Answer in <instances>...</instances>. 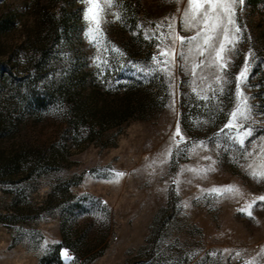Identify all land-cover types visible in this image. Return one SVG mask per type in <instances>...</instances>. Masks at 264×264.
<instances>
[{"label":"rangeland","instance_id":"374dc122","mask_svg":"<svg viewBox=\"0 0 264 264\" xmlns=\"http://www.w3.org/2000/svg\"><path fill=\"white\" fill-rule=\"evenodd\" d=\"M99 3L96 24L86 0H0V264H264V201L241 211L264 195V0L235 5L224 69L174 38L187 0Z\"/></svg>","mask_w":264,"mask_h":264},{"label":"snow or ice","instance_id":"6c2138e0","mask_svg":"<svg viewBox=\"0 0 264 264\" xmlns=\"http://www.w3.org/2000/svg\"><path fill=\"white\" fill-rule=\"evenodd\" d=\"M88 8L85 11V18L98 24L100 19V13L102 12V6L99 0H86ZM244 0H187V7L184 9L183 19L186 27L198 28V31L191 37H184L176 35L174 38L181 41V43L189 42L194 44V49L201 57L207 51L209 55L213 57L208 63L212 66L217 64L221 69L227 67L226 58L224 52L227 50V46L230 44L233 48L235 44L241 39L239 33L241 31L239 25L236 22L235 12L237 3L243 4ZM117 19L119 16L117 14ZM159 47V45H158ZM189 53L193 52V48L189 47ZM183 55V53H181ZM251 54V50H249ZM155 60L156 58L153 57ZM159 63V61H157ZM205 64L203 59L200 60L199 65ZM198 64H193V73L199 67ZM248 68L247 57L245 58V66L241 68V71L237 74L236 95L238 97L237 106L230 113V118L225 125L226 128L234 130V138L241 145L244 144L245 138L252 135V129L244 127L240 121L248 120L251 114V108L247 103V97L244 96L241 89V82L246 79V70ZM161 70H164L162 67ZM217 80L220 77H216ZM206 98V97H205ZM179 137V139H177ZM173 145H178L185 137L181 134L179 124H177L176 130L171 137ZM173 145H170L171 148ZM170 153H166L168 155ZM250 169V175L257 179H264V162L259 167H255L252 164L248 165ZM117 176L124 175V173H117ZM214 191L219 194L225 192L230 194H238L240 189L238 186L225 185L221 188H214ZM264 201V195L255 197L248 205L247 208L241 209V211L247 212L249 216H252L251 206L256 201ZM64 255L67 257L68 252L65 249ZM250 264V262H245Z\"/></svg>","mask_w":264,"mask_h":264},{"label":"trees","instance_id":"16d2710c","mask_svg":"<svg viewBox=\"0 0 264 264\" xmlns=\"http://www.w3.org/2000/svg\"><path fill=\"white\" fill-rule=\"evenodd\" d=\"M54 33H57V31H55ZM56 36V34H54L52 36V38H54ZM48 47H51L52 45V42L50 41L48 44ZM48 47H46V49H48ZM44 68H38L36 69V76L37 77H34L36 78L34 80H32L33 82L32 83H28V84H24L26 89L27 90H30L33 92V94L35 95V98H36V105H37V108L39 107H42L44 104H48L49 102L53 101L54 100V95L55 92L53 90H51L50 88H48L47 85L45 84H39L38 82V76H42L44 75ZM5 79V77L3 76V80Z\"/></svg>","mask_w":264,"mask_h":264}]
</instances>
